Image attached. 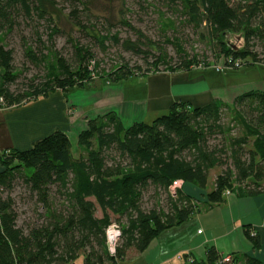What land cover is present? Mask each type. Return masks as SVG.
Listing matches in <instances>:
<instances>
[{"label":"trees","instance_id":"trees-1","mask_svg":"<svg viewBox=\"0 0 264 264\" xmlns=\"http://www.w3.org/2000/svg\"><path fill=\"white\" fill-rule=\"evenodd\" d=\"M159 2L176 17L172 20L160 12L161 27L173 31L165 45L147 39L123 16L120 23L133 30L135 39L99 34L75 8L66 16L72 30L82 32L94 46L105 50V43L112 39L124 51L139 56L147 66L144 70L127 62L100 69L91 49L79 43L73 44L71 63L54 49L43 54L26 46L25 57L44 63L46 76L18 93L9 88L15 81L12 50L0 42V108L20 105L55 89L92 86L103 79L115 83L155 72L209 68L220 60L231 69L237 68V60L241 67L264 64V0ZM59 14L56 0H0V35L12 32L20 20L36 17L53 26L50 40L55 35L73 39L72 33H61ZM178 20L211 50L213 61L206 57L201 61L199 55L186 52L174 36ZM232 33L242 34L241 48L226 40ZM168 45L174 48L176 59L167 53L164 46ZM232 130L237 133L232 135ZM213 135L220 136L215 144L210 142ZM214 168L221 170L205 193V202L180 189L171 195L169 187L178 180L205 189ZM17 180L40 210L27 225H19L11 196ZM150 189L156 201L149 207L145 197ZM231 194H264V91L243 93L231 106L215 101L202 107L175 102L151 123L129 126L110 111L87 119L75 144L57 130L28 149L0 151V264H73L79 257L81 264H117L128 250L143 252L161 232L188 221L201 205L221 204ZM97 207L101 217L95 216ZM112 223L121 231L113 255L106 240ZM243 235L253 253L264 254L260 236L250 225L243 227ZM202 264H264V259L246 253L221 255L210 246Z\"/></svg>","mask_w":264,"mask_h":264},{"label":"crops","instance_id":"crops-1","mask_svg":"<svg viewBox=\"0 0 264 264\" xmlns=\"http://www.w3.org/2000/svg\"><path fill=\"white\" fill-rule=\"evenodd\" d=\"M252 90L264 91V64L222 72L210 67L157 72L115 83L103 79L92 86L55 89L20 105L0 108V151L28 149L36 140L57 130L75 144L87 119L110 111L124 126L151 123L166 114L175 102L191 107L214 101L231 106L235 98ZM180 191L205 202L206 191L191 183L182 182ZM199 209L188 221L161 232L143 252L128 250L117 264H188L190 260L202 264L210 246L221 255L246 253L264 259V254L253 253L243 235V227L250 225L260 236L262 249L264 194H231L221 204L201 205Z\"/></svg>","mask_w":264,"mask_h":264},{"label":"rangeland","instance_id":"rangeland-1","mask_svg":"<svg viewBox=\"0 0 264 264\" xmlns=\"http://www.w3.org/2000/svg\"><path fill=\"white\" fill-rule=\"evenodd\" d=\"M231 2L235 0H230ZM56 8L60 13V19L57 21V25L62 31L61 33H72L73 39H68L62 35H55L50 40L52 27L43 19L33 17L32 19L20 20L14 30L7 35H0V42L6 48L12 50L13 55V69L15 74V81L10 84L11 91H17L20 93L27 89V86L34 81H44L46 71L44 63L36 61L32 63L24 54L26 46H31L34 52L42 51L43 54L47 53V50H56L57 53L63 57L67 62L71 63L74 60V48L73 44L86 45L88 49H91L95 55V59L99 61V68L109 70L113 65L127 62L130 65H141V70H144L147 66L143 63V60L139 56H135L130 52L124 51L119 44H115L111 39L110 42L105 43V50L99 46H94V41H89L84 37L82 32H75L72 30L70 23L66 19L68 13L73 9H77L79 15L83 16V21L88 17V24L94 27L99 34L119 35L120 38L125 39L129 37L135 39L133 30L123 26L120 23V17L123 16L127 19L132 26L144 34L147 39H150L154 43L165 45V39L171 37L172 30L168 29L164 31L161 27L160 12L164 13L165 17H170L175 20V15L168 11L159 0H125L120 3L113 0H56ZM122 11V13H121ZM177 29L174 36L179 38L183 43L184 49L189 54L199 55V59L202 61L204 57L209 61L214 60L213 53L206 47V45L195 35L192 29L185 25H180L177 21ZM226 40L235 48H241L244 44L242 34L232 33L227 34ZM171 39V38H170ZM260 44V43H259ZM261 45V44H260ZM167 48V53L177 58L175 50L172 46H164ZM203 56V57H202ZM40 57V56H38ZM94 61H91V67L94 65ZM222 60L218 61L215 65L210 66L214 70L216 66H220L221 69L217 72H222L225 69H231L223 67ZM241 67L235 68L239 69ZM162 69V68H161ZM205 69L203 66H194L189 70ZM157 73V72H155ZM152 73V74H155ZM161 73H168L162 71ZM131 79V78H130ZM97 84L100 81L96 82ZM87 86V85H86ZM5 108V107H1ZM225 113L226 111L223 110ZM227 115H224V120L227 121ZM231 119V116H230ZM234 127H232L233 129ZM237 130H232V135L236 134ZM220 136L213 135L210 138V142L215 144L219 141ZM221 168H214L209 172V178L207 186L202 191H209L213 187V181L215 175L220 172ZM250 181V180H248ZM236 192V190H234ZM153 191L145 197V206H151L156 201V198H152ZM11 196L14 199V207L18 214L19 225H27L34 221L38 213L34 199H30V194L26 187L20 180L16 181ZM196 197H198L196 195ZM160 199L163 205H166L165 195H160ZM147 204V205H146ZM95 216L101 217V211L97 207ZM115 219V217H113ZM262 252H259L261 254ZM262 256V255H261ZM259 257V256H257ZM82 259H79L73 264H81Z\"/></svg>","mask_w":264,"mask_h":264},{"label":"built area","instance_id":"built-area-1","mask_svg":"<svg viewBox=\"0 0 264 264\" xmlns=\"http://www.w3.org/2000/svg\"><path fill=\"white\" fill-rule=\"evenodd\" d=\"M240 61L237 60L234 62V67H241V65L239 64ZM223 67H226L223 65ZM228 68V67H226ZM215 69L217 71H219L221 69L220 66H216ZM3 100L0 97V103H2ZM182 184V181L178 180V181H174L171 186L169 187V191L171 193V195H175L176 190L180 189V186ZM200 231H198L199 233ZM121 237V231L120 228L118 227V225L116 223H112L106 230V240H107V246H108V251L111 255H113L115 253V248L119 243ZM225 261L229 260V257L224 258Z\"/></svg>","mask_w":264,"mask_h":264}]
</instances>
